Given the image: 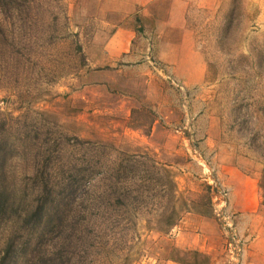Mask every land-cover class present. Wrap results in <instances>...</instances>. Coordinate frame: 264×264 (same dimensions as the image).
<instances>
[{"label":"rangeland","instance_id":"obj_1","mask_svg":"<svg viewBox=\"0 0 264 264\" xmlns=\"http://www.w3.org/2000/svg\"><path fill=\"white\" fill-rule=\"evenodd\" d=\"M132 1L0 0V264H264V0Z\"/></svg>","mask_w":264,"mask_h":264},{"label":"crops","instance_id":"obj_2","mask_svg":"<svg viewBox=\"0 0 264 264\" xmlns=\"http://www.w3.org/2000/svg\"><path fill=\"white\" fill-rule=\"evenodd\" d=\"M158 0H133L132 1V10H134L136 7H145V10L148 11V9H151L150 6L153 4V2H156ZM212 1L213 4L211 5L210 3H205V7H211L213 6L216 2H219V0H209ZM170 13H174L176 10L181 12V15L186 13L188 11L189 7V2L188 0H170ZM207 5V6H206ZM152 11V9H151ZM171 23V22H170ZM167 23V25H177V26H183V24H175V23ZM135 36V30L131 26H121L117 28L113 34L110 36L107 44H106V54L110 60H117L122 57H124L126 54H129L130 52V42ZM259 218V216H257ZM263 230H260L261 234ZM259 236H257L258 238ZM202 240V237H201ZM200 240V241H201ZM259 242L258 239L255 240V242ZM193 246L196 247L198 244L197 241H193ZM238 252L241 250L240 247L238 246L236 249ZM244 250V249H243ZM242 250V252H243ZM253 253L256 255L255 258L256 260L263 259L264 260V250H253ZM207 252H211V249H209ZM232 252V251H231ZM237 253V252H236ZM238 254V253H237ZM237 258V257H236ZM234 260L238 262V258ZM261 259V260H262ZM259 260V261H261ZM166 264H178L176 262H173L171 260L167 261Z\"/></svg>","mask_w":264,"mask_h":264},{"label":"trees","instance_id":"obj_3","mask_svg":"<svg viewBox=\"0 0 264 264\" xmlns=\"http://www.w3.org/2000/svg\"><path fill=\"white\" fill-rule=\"evenodd\" d=\"M1 152H2V148L0 147V154H1ZM5 171H3V174L1 173V175L3 176L5 173H4ZM264 176V170L262 171V176H261V179H262V177ZM262 187V186H261ZM263 188V187H262ZM263 193H264V188H263ZM263 199H264V194H263ZM263 203H264V200H263ZM42 204L43 203H41V204H39L38 205V207H37V209L35 210V214L36 213H38V212H40L43 208H42ZM6 204H3V207L5 206ZM172 212H173V214H175V211L174 210H172ZM174 223H175V219H173V218H169V219H167V228H170V227H172L173 225H174ZM19 249L16 247V245H14V257L16 256V253H17V251H18ZM20 250H22V248H20ZM56 260H58L57 259V254L56 255H53V256H48L47 255V257H45V262L44 263H48V264H50V263H53V262H55Z\"/></svg>","mask_w":264,"mask_h":264}]
</instances>
